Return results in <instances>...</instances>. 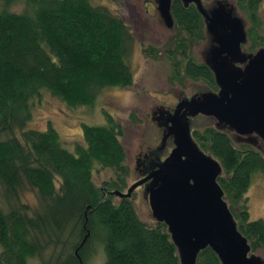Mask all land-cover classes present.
I'll list each match as a JSON object with an SVG mask.
<instances>
[{"label": "trees", "instance_id": "1", "mask_svg": "<svg viewBox=\"0 0 264 264\" xmlns=\"http://www.w3.org/2000/svg\"><path fill=\"white\" fill-rule=\"evenodd\" d=\"M260 1L236 0L250 22V50L264 46V30L256 31ZM92 2L0 0V187L7 202L15 197L14 204L0 205V264H34L33 257L40 264H83L86 247L97 240L105 264H179L165 224L139 217L134 192L117 200L111 192L123 190L130 173L117 119L106 113L103 124L83 122V140L73 149L62 144L50 121L43 129L27 127L44 92L75 107L93 104L104 86L132 84L130 27L108 7ZM171 13L176 32L166 50L184 59L179 72L182 59L175 57L172 79L204 81L216 89L209 67L187 50L188 42L206 39L202 15L181 0H172ZM192 134L221 162L224 173L218 182L239 230L252 250L264 249V219L250 217L246 195L253 173L264 177V155L212 126ZM98 167L112 168L114 178L96 184ZM24 185L39 197L32 210L17 197ZM196 264L221 263L207 246Z\"/></svg>", "mask_w": 264, "mask_h": 264}, {"label": "water", "instance_id": "2", "mask_svg": "<svg viewBox=\"0 0 264 264\" xmlns=\"http://www.w3.org/2000/svg\"><path fill=\"white\" fill-rule=\"evenodd\" d=\"M181 1L192 2L203 17L208 43L199 61L209 67L217 88L200 84L202 90L180 97L172 110L160 108L158 115L154 111L161 143L138 154L137 179L125 190L111 192L129 197L142 185L140 193L147 199L153 222L165 224L179 264H196L207 246L221 264H264L224 198L218 182L224 173L220 160L202 149L192 134L212 126L264 155V46L249 50L247 17L238 13L232 0ZM171 2L156 0L159 19L168 28L175 25ZM168 137L173 145L164 155Z\"/></svg>", "mask_w": 264, "mask_h": 264}, {"label": "rangeland", "instance_id": "3", "mask_svg": "<svg viewBox=\"0 0 264 264\" xmlns=\"http://www.w3.org/2000/svg\"><path fill=\"white\" fill-rule=\"evenodd\" d=\"M140 1L142 0H93L95 4L104 5L121 16L130 27L133 34V44L128 62L133 72L132 84L124 87L104 86L99 90L93 104L75 107H70L61 99L44 92L41 99L35 101L32 108V118L29 120L30 124L27 123V127L43 129L50 121L59 132L62 144L73 149L76 142L83 140L81 129L83 122L103 124L106 118L105 114H111L123 127V135L120 140L125 148L126 163L132 169L127 178V186L139 174L135 161L138 154L147 148H155L161 143V127L152 119V116L155 113L158 115L160 108L172 110L180 97L189 96L197 90H202L200 84L205 83L204 81L185 78L180 84L172 79L173 64H176V61L174 62L175 57L181 58L177 52L171 56L166 50L168 46L171 47L174 44L175 25L168 28L163 24L159 19L155 0H147L146 8L148 11L139 4ZM212 1L214 0H203L206 3ZM232 1L236 4V0ZM236 7L238 13L245 16L237 4ZM130 9H134V11L130 12ZM256 12L260 20L256 31L261 34L264 30V0L260 1ZM246 24L247 26L250 24L248 19ZM207 43V39L190 41L187 50L197 60H202V53H204ZM183 65L184 59L177 65L179 72L183 71ZM170 80L174 81L170 82ZM198 129L201 130V128ZM172 145V138H166L164 155L169 152ZM110 178H114L112 168L98 167L93 171V179L96 184L100 185ZM140 188L142 189V185ZM140 188H136L134 191L135 207L140 218L153 222L147 199L141 196ZM3 191V187H0V205L6 207L8 202L14 204L15 197H11L7 202ZM246 195L250 217H262L264 219V177L260 171L253 173ZM17 197L20 202L27 203L31 210L39 204L37 192L28 185L18 189ZM117 199L118 196L115 195V200ZM49 252L50 250L47 249L44 253L48 255ZM253 252L264 258L263 248H256ZM83 256V264H105L104 248L98 240L86 247ZM31 262L40 264L41 259L33 257Z\"/></svg>", "mask_w": 264, "mask_h": 264}, {"label": "flooded vegetation", "instance_id": "4", "mask_svg": "<svg viewBox=\"0 0 264 264\" xmlns=\"http://www.w3.org/2000/svg\"><path fill=\"white\" fill-rule=\"evenodd\" d=\"M155 2H156V0H155ZM130 4H133L132 2H130ZM140 5H142V6H144L145 7V10H147L148 11V8H146V4H147V0H142V1H140V3H139ZM131 7V6H130ZM131 11L130 12H133L134 11V9L132 10V9H130Z\"/></svg>", "mask_w": 264, "mask_h": 264}, {"label": "bare ground", "instance_id": "5", "mask_svg": "<svg viewBox=\"0 0 264 264\" xmlns=\"http://www.w3.org/2000/svg\"><path fill=\"white\" fill-rule=\"evenodd\" d=\"M192 3V2H191ZM190 4V3H189ZM186 6V5H185Z\"/></svg>", "mask_w": 264, "mask_h": 264}]
</instances>
